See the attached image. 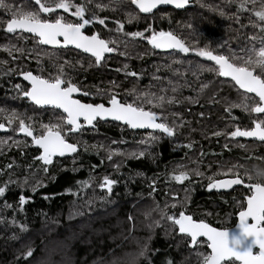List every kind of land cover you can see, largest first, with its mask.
Returning a JSON list of instances; mask_svg holds the SVG:
<instances>
[{"label":"trees","instance_id":"16d2710c","mask_svg":"<svg viewBox=\"0 0 264 264\" xmlns=\"http://www.w3.org/2000/svg\"><path fill=\"white\" fill-rule=\"evenodd\" d=\"M75 2L80 3L81 0ZM6 3L17 10L39 7L33 0H6ZM261 3L264 0H256L255 6L249 2L247 11H239L237 4H229L227 0H193L191 9H161L153 15L144 16L123 0H94L90 7L100 18L106 19L105 25L97 23L89 28V33L98 32L102 38L120 42L118 50L106 56V62L100 67L94 64L89 67L92 60L76 50L65 49L57 53L51 47L38 46L27 34H23V39H17L19 33L6 32L10 13L0 9V61L7 62L0 65V108L27 111L28 115L45 123L54 119L51 111L33 109L27 98L14 99L17 93L13 86L21 84L28 87L21 79V71H31L36 75L43 69L45 77L49 74L54 76L56 65L67 61L64 69L67 75L82 91L90 93L82 95L83 102L107 104V96L102 98L99 94L104 92L115 93L118 98L124 99L132 89L160 95H165L162 89H167L168 97L176 95L181 102L166 105L164 115L168 116L170 125L173 122L182 125L175 129L174 137H165L152 147L150 156L139 159H131L127 155L113 156L112 160L107 159V147L118 148L126 154L137 151L144 147L139 141L148 132H133L117 122L101 121L95 130L86 126L87 130L82 135H73L69 142L82 141L105 148L99 154L95 150L85 152L80 148L76 165L78 171L75 172L72 171L71 157H66L57 158L45 174L40 170V162H34L35 156L40 153L31 145V138H27L28 146H5L0 151V186L9 177L21 182L27 178L28 184H9L5 197L0 198V216L5 218V222L0 223V264H133L141 246L150 236L148 257L152 264H168L169 259L172 264H198L196 252H209L206 245L198 249L191 245L190 239L182 238L176 226L161 218L157 205L163 209L167 204L169 215L175 213L178 216L180 211H184L194 220H202L219 229L233 226L237 213L244 208L241 194H221L215 189L209 190V177L215 180L233 177L228 170L234 165L241 174L253 167L264 168V160L256 159L264 157V144L233 146L239 141L230 133L243 126V113L247 112L239 107L226 110L230 102L238 101V93L242 91L214 72L200 71L197 67H212L213 62L196 56L192 51L187 54L160 52L153 49L147 39H132L116 32V22L124 23V31L128 33L144 31L145 37L152 34L145 31L149 27L156 32L170 31L196 47L207 45L220 50L219 45L227 42L233 52L247 56L264 46L260 43V39L264 38V31H261L264 24L254 14ZM96 4L105 6V9L95 8ZM71 11L65 13L63 9H56L54 13L45 15L49 19L58 15L70 19L74 17ZM129 12L139 16V20L127 23L126 14ZM9 44L24 48L25 54L13 52L9 55L3 50ZM173 59L182 63H172ZM169 64L171 69L166 67ZM7 69L14 71L6 75ZM130 72L137 73V76L126 75ZM205 84L208 87L201 92V86ZM173 86L179 88L175 94L171 90ZM189 97L199 102H189L186 99ZM213 97L218 102H214ZM126 98L129 101L132 99L131 96ZM0 122L8 128L6 121L0 119ZM8 137L21 141L25 139L11 129L6 132L0 130V139ZM120 140L127 143H113ZM8 143L11 145V140ZM189 144L190 148L187 147ZM10 164L12 168H8ZM181 166L190 172L197 169L203 175H191L189 181L179 184L171 176L174 171L178 174ZM90 175L94 177L91 186L80 191L78 196L73 195L79 187L77 181L88 180ZM104 176L118 181L107 200L104 199L106 189L99 187ZM37 182L44 186L33 192V185ZM20 195L29 201L22 212L17 209ZM4 202L13 207L4 209ZM172 204H176V208H171ZM77 212L82 214L74 215ZM13 217L18 224L27 226L26 233L12 226ZM156 221L160 222L159 226H156ZM13 235L20 238L14 240L11 238ZM29 247L34 249L33 256L25 260L24 254ZM139 264H148V261L141 259Z\"/></svg>","mask_w":264,"mask_h":264},{"label":"snow or ice","instance_id":"6c2138e0","mask_svg":"<svg viewBox=\"0 0 264 264\" xmlns=\"http://www.w3.org/2000/svg\"><path fill=\"white\" fill-rule=\"evenodd\" d=\"M93 2L94 0H81L80 3H76L75 0H35V5L39 6L37 9L24 10L21 8L17 10L9 6L6 0H0V9L10 13L11 18L6 22V32L10 34L19 33L20 35L17 36V39H23V33L32 34V38L38 46H51L57 53L69 49V46H73L74 49L80 50L84 54H89L87 58L92 60V64H89V67H92L93 64L96 67H100L106 62V54L116 52L120 42L111 38H102L98 32L86 34V30L90 25L94 26L97 23L105 25L106 18H100L97 12L90 7ZM123 2L135 5L140 13L148 14L152 13L160 5H174L176 9H183L189 0H123ZM227 2L229 4H237L239 11H247L249 2L253 6L256 4V0H227ZM95 8L103 11L105 6L96 4ZM56 9H63L65 13L74 9V11H71V15L76 19L71 21L59 15L54 19H49L45 15L54 13ZM254 14L264 24V3H261L260 9L255 11ZM126 15L127 23L129 24L139 20V16L132 12ZM116 23L118 25L115 29L116 32L123 33L125 37L130 36L132 39H147L148 44L153 49L175 50L184 54L192 51L198 57L213 61L214 66L212 67L203 65H198L197 67L200 71L214 72L218 77L230 78L226 82L232 83L233 87L238 86V89L242 90V92L238 93V101L230 102L226 110L230 111L232 107H239L248 113H264V46L260 47L258 52L253 51L247 56L238 55L227 46V42L219 45L220 50L210 48L207 45L196 47L195 44H187L184 39L178 38L170 31L156 32L149 27L145 31H151L152 34L145 37L144 31L128 33L124 31V23L119 21ZM188 27H192V25H188ZM109 31L112 30L109 29ZM261 31H264V27H261ZM123 43L126 47L127 41L125 40ZM260 43L264 45V38L260 39ZM224 49L226 51H223ZM3 50L9 55H12L13 52L24 55L26 52L24 48L13 44L5 46ZM121 55H124V53H121ZM49 58L51 59V56ZM37 62L39 63V58ZM6 63V61H0V65H6ZM172 63H182V61L173 59ZM67 64L68 62L65 61L64 64L56 65L57 73L54 76L49 74L45 77L43 69L36 75L31 71L20 72L23 80L30 84V88L15 84L13 89L17 94L13 98H27L33 109L38 108L44 112L51 111L54 119H50L45 123L42 119L38 120L35 116L28 115L27 111L20 112L16 109L0 108V119L6 121L8 125V128H6L5 123L0 122V130L6 132L11 129L14 133L22 134L25 138L22 141L12 137L0 139V151L5 146L20 147L22 144L28 146L27 138H31V145L36 146L40 153L35 156L34 162H40V170L45 174L49 172L50 166L56 162L57 158L66 157H71L72 171L75 172L78 171L76 165L78 162L77 157L80 155V148L85 152L90 149L95 150L96 154H99V151L105 148L103 145H88L82 141L69 142L73 135H82L87 130L86 126H90L91 129L95 130L99 122L113 121L134 130H151L145 137L141 138L139 144L144 147L137 151L126 154L118 148L113 150L111 147H107L108 160H112L113 156L127 155L131 159H139L146 155L150 156L152 147L160 143L165 137H174L176 134L175 129L182 126L176 125L175 122L170 125L168 116L164 115L163 110L166 105L172 106L181 102L176 95L168 97L166 95L167 89H162L165 95L151 91L137 92L132 89L126 93V97H132L131 101L126 97L124 99L118 98L115 93L104 92L99 94L102 98L107 96V106L104 103H82L80 99L74 98V94L80 93L88 96L90 93L82 91L73 82L72 78L67 75L64 70ZM80 67L83 68V64ZM166 67L171 69V64ZM125 68H127V65H125ZM13 71V69H7L5 74L11 75ZM126 75L135 77L137 73L130 72L126 73ZM156 79L159 78L156 77ZM169 83L171 84V81ZM207 87V84L202 85L201 92ZM171 90L175 94L179 91V88L173 86ZM186 99L192 103L199 102L191 97ZM213 100L218 102L215 101V97H213ZM57 110L60 111L58 112ZM172 115L175 116L177 114L172 113ZM215 134L220 135L221 133ZM230 135L234 138H256L258 141L264 142V120L257 122L253 130H241L240 127H236L235 131H232ZM9 140H11V145L8 143ZM113 143H127V141L120 140L119 142L113 141ZM187 147L190 148L191 145L189 144ZM256 159L264 160V157H256ZM118 167L119 165H117ZM8 168H12V165H8ZM257 169L264 168L257 167ZM64 170L67 171V169ZM228 171L232 173L234 178L215 180L209 177L210 182L207 187L209 190H218L243 185V188L250 193L246 196V210L239 212V224L237 227L240 230V234L239 236H234L231 242L228 230H218V228L212 227L202 220L198 222L193 219L192 215H186L184 211H180L178 216L175 213L169 215V206L167 204L163 209H160L159 205H157V209L161 212L162 219L170 221L172 225L178 228L182 238H190L191 245L196 246L198 249L206 245L207 249L210 250L207 253L203 251L196 252L198 264H237V262L239 264H264V182L254 180L250 171L245 170L241 174L236 165ZM191 175L202 176L203 173L197 169H193L190 172L184 170V166H181L179 173L175 174L174 171L171 179L183 184L185 181L190 180ZM245 177L249 181L248 183H245ZM93 181L94 177L90 175L88 180L77 181L79 186L77 192L72 193L71 189L68 191L78 196L79 192L90 187ZM12 183L27 185L28 180L25 178L22 182L13 181L9 177V180L3 186H0V198L5 197L8 185ZM117 183L116 179L104 176L103 182L99 187L102 190L106 189L105 200L112 195L114 186ZM42 186L44 185L41 182H37L33 185V192ZM152 190L155 191V188L153 187ZM44 198L48 199L47 196ZM28 202V198L20 195L17 209L22 212L24 210L23 206ZM12 207L7 202L3 204L4 209ZM171 208H176V204H172ZM81 214L80 212L74 213V215ZM129 219L131 220L132 218L129 217ZM249 220L253 222L249 223ZM4 222L5 218L0 216V223ZM10 223L12 226L18 227L21 233L28 231L27 226L23 223L18 224L15 217ZM155 224L159 226L160 222L156 221ZM149 227L152 228V225H149ZM11 238L15 240L20 237L13 235ZM248 238H251V242H247ZM150 241L151 236L141 246L133 264H139L141 259H145L148 264H152L151 259L148 257ZM33 252L34 249L29 247L24 254V259L27 260L32 257ZM168 264H172L170 259Z\"/></svg>","mask_w":264,"mask_h":264},{"label":"water","instance_id":"95a60500","mask_svg":"<svg viewBox=\"0 0 264 264\" xmlns=\"http://www.w3.org/2000/svg\"><path fill=\"white\" fill-rule=\"evenodd\" d=\"M34 2H35V0H33ZM134 6V8L137 10V11H139V9L138 8H136V6L135 5H133ZM193 6H194V4H193V0H189V2H188V4L183 8V9H176L175 7H174V5H160V6H158L156 9H154L153 10V12L152 13H148V14H145V13H141L142 15H144V16H150V15H153L154 13H156L157 11H159V10H161V9H172V10H175V11H184V10H186V9H191V8H193ZM25 34H27V35H30V36H32V34H29V33H25ZM51 47V46H50ZM69 48H74L73 46H69ZM156 50H158V51H160V52H169V51H175V50H161V49H156ZM80 51V50H79ZM81 52V51H80ZM113 53H109V54H106V56H110V55H112ZM86 55H89V54H86ZM211 62H213V61H211ZM214 63V62H213ZM222 79H227V80H229L230 78H225V77H221ZM22 81L30 88V84L27 82V81H24L23 80V77H22ZM238 87V86H237ZM252 95H254V94H252ZM82 96V94H80V93H76V94H74V98H76V99H79V97H81ZM82 102V101H81ZM82 103H84V102H82ZM106 106H107V104H105ZM57 111H60V110H57ZM260 114H264V113H260ZM104 122V121H103ZM108 122H113V121H108ZM159 122V121H158ZM117 123H119V122H117ZM122 125V124H121ZM132 131H136V132H148V131H151V130H143V129H131ZM239 139H242V140H246V141H250V142H253V141H257V142H260V141H258V139H256V138H249V137H238ZM264 143V142H263ZM34 147H36V146H34ZM37 148V147H36ZM223 179H230L229 177L228 178H223ZM220 180H222V179H220ZM236 187H238V186H233V188H230V189H216L219 193H229V192H231L234 188H236ZM245 210H246V208H245ZM251 222V220H249V223ZM238 224H239V214H238V216H237V222H236V225L234 226V227H232V228H230V229H219L218 228V230H228L229 231V238H230V242H231V240H232V238L234 237V236H239V234H240V230L238 229ZM210 226H212V225H210ZM212 227H214V226H212ZM217 228V227H216ZM178 229V228H177ZM180 235H182V234H180ZM190 239V238H189ZM201 239H203V238H201ZM247 242H251V238H248V241ZM209 250V249H208ZM210 251V250H209ZM238 264H239V262H237Z\"/></svg>","mask_w":264,"mask_h":264},{"label":"flooded vegetation","instance_id":"af4514ba","mask_svg":"<svg viewBox=\"0 0 264 264\" xmlns=\"http://www.w3.org/2000/svg\"><path fill=\"white\" fill-rule=\"evenodd\" d=\"M141 14V13H140ZM76 18L74 17H71L69 20L71 21H74ZM92 25L88 26L87 30H86V34H93V33H89V28H91ZM16 34V33H15ZM25 34V33H23ZM44 47H49L50 46H46V45H42ZM52 48V47H51ZM69 49H72V50H76L78 52H80L79 50L77 49H74V48H69ZM82 53V52H81ZM84 54V53H83ZM21 79H22V75H21ZM240 90V89H239ZM242 91V90H241ZM82 97V96H81ZM81 97H79V99L81 100ZM82 101V100H81ZM83 102V101H82ZM85 103V102H84ZM59 112V111H58ZM244 114V120L243 121V126L241 128V130H253L255 128V124L257 122H259L260 120H264V114H257V113H243ZM253 114V115H252ZM129 130H131L129 128ZM132 131V130H131ZM133 132H136V131H133ZM150 132V131H148ZM235 140L236 141H239V142H235L233 143V146H246L247 144H251V143H257V144H264L263 142H257V141H253V142H250V141H246V140H242V139H239L238 137H235ZM239 143L243 144V145H240ZM253 168H256V167H253ZM252 168V169H253ZM243 169H245V167H243ZM251 169V170H252ZM250 169H247V171H251ZM241 173V172H240ZM225 178H228V177H225ZM229 178H234V177H229ZM223 179V178H222ZM220 180V179H219ZM249 181L247 180V178L245 177V183H248ZM216 192H218L216 189H215ZM232 192H239L241 194V198L243 199V202H244V208L242 210H245L246 208V196L249 195L250 193H248L244 188H243V185H240L236 188H234L231 192L229 193H232ZM229 193H221V194H229ZM240 210V211H242ZM239 211V212H240ZM239 212L237 213L236 215V222H237V216L239 214ZM236 222L233 226L231 227H228L226 229H230L232 227H234L236 225ZM253 221H251L250 223H252ZM238 264V263H237Z\"/></svg>","mask_w":264,"mask_h":264},{"label":"clouds","instance_id":"9594fccd","mask_svg":"<svg viewBox=\"0 0 264 264\" xmlns=\"http://www.w3.org/2000/svg\"><path fill=\"white\" fill-rule=\"evenodd\" d=\"M250 173L254 180L258 182H264V169L253 168Z\"/></svg>","mask_w":264,"mask_h":264},{"label":"bare ground","instance_id":"6f19581e","mask_svg":"<svg viewBox=\"0 0 264 264\" xmlns=\"http://www.w3.org/2000/svg\"><path fill=\"white\" fill-rule=\"evenodd\" d=\"M166 15V14H165ZM163 23V22H162Z\"/></svg>","mask_w":264,"mask_h":264},{"label":"rangeland","instance_id":"374dc122","mask_svg":"<svg viewBox=\"0 0 264 264\" xmlns=\"http://www.w3.org/2000/svg\"><path fill=\"white\" fill-rule=\"evenodd\" d=\"M235 150V149H234Z\"/></svg>","mask_w":264,"mask_h":264}]
</instances>
